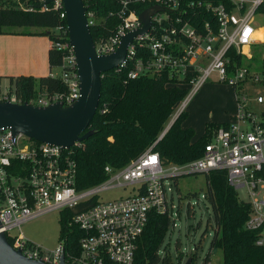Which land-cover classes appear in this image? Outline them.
<instances>
[{
	"label": "built area",
	"instance_id": "2783aa9c",
	"mask_svg": "<svg viewBox=\"0 0 264 264\" xmlns=\"http://www.w3.org/2000/svg\"><path fill=\"white\" fill-rule=\"evenodd\" d=\"M116 1L118 24L110 35L94 41L95 50L98 55L114 53L125 34L142 27L140 12L153 11L148 31L133 38L118 69L128 68V78L167 73L176 78L170 85L187 88L170 123L208 81L234 89L235 112L230 121L212 131L196 159L165 164L158 152L148 148L120 168L106 165V179L83 189L77 188V163L72 157V148L81 142L63 148L0 130V232L25 257L47 264H59L62 254L65 264H133L149 213L170 218L173 179L222 170L229 185L247 193L251 215L246 227L258 231L257 244L264 245V196L258 198L259 190L264 189V94L243 90L246 84L245 90L259 86L264 91V0ZM21 7L59 11L64 22L51 29L50 47L61 51L56 66L60 74L50 71L49 75L58 78L64 89L48 92L43 88L28 98L13 90L0 91V102L69 106L80 96V82L62 1L40 8ZM96 16L94 11H86L89 27L98 23ZM109 189L126 194L105 201L100 194ZM93 198L96 203L89 204ZM67 210L72 215L54 251L24 238L22 224Z\"/></svg>",
	"mask_w": 264,
	"mask_h": 264
},
{
	"label": "trees",
	"instance_id": "16d2710c",
	"mask_svg": "<svg viewBox=\"0 0 264 264\" xmlns=\"http://www.w3.org/2000/svg\"><path fill=\"white\" fill-rule=\"evenodd\" d=\"M18 1L26 6L35 7L39 4V0ZM3 3L4 0H0V33L3 26L35 27L41 28V34L53 39L51 29L64 22L59 11L52 8L27 10L25 7H10ZM84 4L86 11H94L102 19L90 26L93 41L110 35L118 24L115 15L119 9L118 2L85 0ZM61 56V51L49 48L50 70L60 64ZM127 69L115 68L102 74L98 108L87 128L93 134L72 148V157L77 163L78 189L104 181L107 177L104 172L106 165L120 168L148 148L158 152L165 164H183L196 159L202 155L212 131L222 124L207 122L204 133L194 140V130L182 126L187 117V112L183 111L161 136L176 105L187 94V88L170 85L176 78H171L167 73L128 78ZM4 77L8 79L13 91L23 98L31 97L43 88L48 92L64 89V84L49 74L38 78L31 75ZM262 175L264 177V171ZM204 176V197L214 216L209 250L219 248L222 251V264H264V245L257 244L258 231L246 227L251 215L250 202L240 199L237 189L227 183L224 171L213 170L204 173ZM173 183L177 187L178 177L173 179ZM186 196H195V193H187ZM92 203H96V199L89 201V204ZM70 215L72 211L67 210L61 216V234L65 233ZM169 224L168 215L154 211L149 213L147 225L137 242L133 264H171L169 257H161L159 254ZM66 249L71 250L73 247ZM197 249L198 246L191 254L193 259ZM209 256L210 252L202 264L209 263Z\"/></svg>",
	"mask_w": 264,
	"mask_h": 264
},
{
	"label": "rangeland",
	"instance_id": "374dc122",
	"mask_svg": "<svg viewBox=\"0 0 264 264\" xmlns=\"http://www.w3.org/2000/svg\"><path fill=\"white\" fill-rule=\"evenodd\" d=\"M22 3L18 0H4L3 4L10 7H20V4L24 5ZM101 20L100 17L96 16L97 22ZM50 71L57 75L60 74V69L56 66ZM6 79L5 77L0 79V91L10 93L13 89ZM246 87L245 84L243 90L248 94H264L259 86L245 90ZM233 92V88L227 84L205 82L191 95L186 105L185 125H192L196 128V131H199L205 120L230 121L231 115L236 110ZM169 123L170 121H168L166 127ZM171 187L173 208L170 209L171 220L159 250L160 256L169 257L171 264H184L190 256L192 257L191 264H202L206 255L210 252L209 264H222V251L219 248L209 250L210 240L213 236L211 225L214 224V216L209 203L204 197L206 190L204 174L180 176L178 177L177 187L174 183ZM187 193H195V196L187 197ZM238 193L240 199L248 201V195L244 190H239ZM125 194L126 192L120 189H109L103 191L100 197L108 201ZM263 196L264 189H260L258 198L261 199ZM189 209L190 213L188 212ZM63 214L62 211H52L22 224L21 232L24 238L43 250L54 251L60 242L61 236L64 235V232L61 234L60 223ZM173 222L175 226H173ZM196 246H198V249L195 259H193L191 254L195 251Z\"/></svg>",
	"mask_w": 264,
	"mask_h": 264
},
{
	"label": "water",
	"instance_id": "95a60500",
	"mask_svg": "<svg viewBox=\"0 0 264 264\" xmlns=\"http://www.w3.org/2000/svg\"><path fill=\"white\" fill-rule=\"evenodd\" d=\"M53 1L44 0L35 7L40 8ZM61 1L69 42L77 61L80 96L69 106H62L59 102L44 107L9 101L0 102V130L9 129L14 135L23 134L36 141L71 148L93 134V131L87 128L98 108L102 74L122 65L127 47L133 38L148 31L153 11L145 9L140 12L142 27L125 34L114 53L98 55L87 22L84 1ZM191 263L190 256L184 264ZM0 264L47 263L25 257L20 250H15L9 244L5 234L0 232ZM59 264H65L63 254Z\"/></svg>",
	"mask_w": 264,
	"mask_h": 264
},
{
	"label": "crops",
	"instance_id": "0c3cea01",
	"mask_svg": "<svg viewBox=\"0 0 264 264\" xmlns=\"http://www.w3.org/2000/svg\"><path fill=\"white\" fill-rule=\"evenodd\" d=\"M1 31L0 76L31 75L38 78L49 74L48 50L50 48V39L47 35L40 33L42 31L41 28L3 26ZM6 80L8 81V79ZM233 94L235 100V91ZM184 121L182 123L183 127H190L194 130V140L204 133L207 122L223 123L222 121L205 120L199 131H196L194 126H186Z\"/></svg>",
	"mask_w": 264,
	"mask_h": 264
}]
</instances>
